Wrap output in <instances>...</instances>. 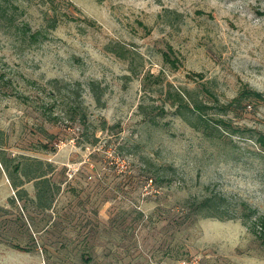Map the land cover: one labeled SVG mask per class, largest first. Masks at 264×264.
Returning <instances> with one entry per match:
<instances>
[{
  "label": "rangeland",
  "instance_id": "rangeland-1",
  "mask_svg": "<svg viewBox=\"0 0 264 264\" xmlns=\"http://www.w3.org/2000/svg\"><path fill=\"white\" fill-rule=\"evenodd\" d=\"M261 138L264 0H0V264H264Z\"/></svg>",
  "mask_w": 264,
  "mask_h": 264
},
{
  "label": "trees",
  "instance_id": "trees-1",
  "mask_svg": "<svg viewBox=\"0 0 264 264\" xmlns=\"http://www.w3.org/2000/svg\"><path fill=\"white\" fill-rule=\"evenodd\" d=\"M204 89V88H203ZM206 89V90H205ZM204 89V93L206 94V97L212 101V106H209V100L206 101H195L190 98V96L185 94V98L180 94L176 93L173 103H177V114L182 116L188 123H190V126H192L194 129L201 130L206 135L210 136L208 130L210 129V123H214L215 127H222L225 122H223L222 119H209L207 116H209V110H213L216 115H220V113H225L228 109L232 107L233 104L242 101L243 99H250V97H254L255 99H259L260 95L255 93H249L252 96H245L242 94V96H239L235 101L230 102L229 104L223 106L218 103L217 98L212 94L211 91H209L207 88ZM188 96V98H187ZM245 96V98H243ZM246 101V100H244ZM248 105V104H247ZM181 110H186L190 114H195L197 120L190 121L186 114L182 112ZM213 115V114H212ZM213 120V122H212ZM260 143L264 141V138H261ZM264 145V144H262ZM36 164L38 166L45 165L44 168L46 170H40V168H35L34 170H31V164ZM52 165L48 163H43L38 160H32V159H25V162L21 164L20 168L17 170H20L22 173L23 179L25 182H30L35 180V186L37 189V197L39 201L41 202L44 195L46 194L48 183H47V175L52 170ZM33 171V172H32ZM12 179V186L14 188L21 187L23 185L24 180H20L19 182H16L14 177H11ZM222 202V201H221ZM220 200H218L217 196L214 195L212 197H207L202 200H193L189 201L187 206V217L190 215L195 216H201V217H214L218 218L219 220H226V219H232V216H229L228 214H225L227 216H223V212H216L217 209L220 208V206H223ZM220 213V214H219ZM227 213V212H224Z\"/></svg>",
  "mask_w": 264,
  "mask_h": 264
}]
</instances>
